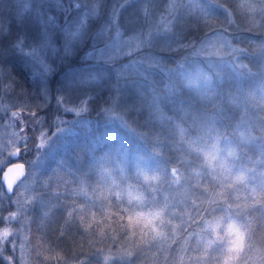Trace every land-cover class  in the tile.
Wrapping results in <instances>:
<instances>
[{"label":"trees","instance_id":"1","mask_svg":"<svg viewBox=\"0 0 264 264\" xmlns=\"http://www.w3.org/2000/svg\"><path fill=\"white\" fill-rule=\"evenodd\" d=\"M35 4L0 0L9 102L49 120L25 214L27 264H264V0H177L164 23L169 0L51 4L58 48L44 74L15 45L37 37ZM119 30L140 33L141 49L87 55ZM225 39L242 55L214 71ZM1 175L3 227L15 194ZM230 229L245 233L246 250L231 254Z\"/></svg>","mask_w":264,"mask_h":264},{"label":"rangeland","instance_id":"2","mask_svg":"<svg viewBox=\"0 0 264 264\" xmlns=\"http://www.w3.org/2000/svg\"><path fill=\"white\" fill-rule=\"evenodd\" d=\"M25 2V10L30 9V0H20ZM177 0H169L167 5L166 13L162 22H165V18L175 9ZM36 4L33 6L32 11V22L35 30L37 29V37L27 41V38L18 41L16 49L27 55V57L33 59V63L40 68L42 74L49 72V61L47 58L51 56L58 46L53 38V25L52 22L55 16L53 12H49V16L45 17V12L49 11L48 8L51 4H57L59 6H66L67 4H73V0H35ZM31 15V14H30ZM31 22V24H32ZM131 28V26H130ZM143 46L142 35L138 32H131L130 34H124V31H117L112 40L108 43L105 48L102 49H88L87 55L92 58H103L104 56L108 59H122L132 55ZM242 50L232 43L230 39H225L220 51L217 53V57L210 60V64L214 71H222L224 68L233 67V63H239V57ZM5 57V56H2ZM6 74L0 70V171L4 172L6 167L11 161V155L15 151H19L20 158H30L32 166L31 171L27 169L25 178L17 185L13 194L12 202L14 203L13 215H10L9 224L0 227V249L2 252L7 253L9 256H4L10 264H27L26 259V245L27 239L25 238V227L27 226L25 214L27 205L30 202L32 196V187L34 182L32 177L37 172V165L43 159L41 155V149L47 142L48 123L49 120L39 117L38 115L24 114L21 109L13 108L9 102L8 96H11L9 87L14 86L12 81L6 80ZM6 80V81H5ZM10 94V95H9ZM72 113L76 114L77 109H69ZM65 111L61 115V110H58L56 119L65 120ZM67 127V126H66ZM65 127V128H66ZM58 128L56 127V132ZM62 130V129H61ZM264 131V129H262ZM66 131V130H65ZM83 149V144L80 145ZM84 156H81L79 163H84ZM81 166V165H80ZM86 168V166H84ZM29 171L31 175L29 176ZM178 174V173H177ZM178 179L179 175H177ZM179 181L180 185L181 182ZM179 185V184H178ZM179 185V186H180ZM159 213V212H158ZM176 214L178 212L176 211ZM232 243L229 244V248L232 250L231 254H237L241 252L242 248L246 250L249 247L248 241H245V233H238L234 229H230L228 233ZM17 258V261L16 259ZM192 257L189 255L183 258L180 263L188 264L191 263Z\"/></svg>","mask_w":264,"mask_h":264},{"label":"water","instance_id":"3","mask_svg":"<svg viewBox=\"0 0 264 264\" xmlns=\"http://www.w3.org/2000/svg\"><path fill=\"white\" fill-rule=\"evenodd\" d=\"M19 157V151L12 153L11 158L17 159ZM26 168L24 163H15L9 165L2 173L1 181L8 194H13L16 186L26 176Z\"/></svg>","mask_w":264,"mask_h":264},{"label":"flooded vegetation","instance_id":"4","mask_svg":"<svg viewBox=\"0 0 264 264\" xmlns=\"http://www.w3.org/2000/svg\"><path fill=\"white\" fill-rule=\"evenodd\" d=\"M15 163H24V164H25L26 171H27V164H26L25 162H23V161L20 160V153H19V157H18L17 159H11L10 163L8 164V166L11 165V164H15ZM8 166H7V167H8ZM7 167H6V168H7ZM1 176H2V175H1ZM22 180H23V179H22ZM22 180H21V181H22ZM16 187H17V186H16Z\"/></svg>","mask_w":264,"mask_h":264},{"label":"clouds","instance_id":"5","mask_svg":"<svg viewBox=\"0 0 264 264\" xmlns=\"http://www.w3.org/2000/svg\"><path fill=\"white\" fill-rule=\"evenodd\" d=\"M189 91L193 92V94H195V90L194 89H189Z\"/></svg>","mask_w":264,"mask_h":264},{"label":"bare ground","instance_id":"6","mask_svg":"<svg viewBox=\"0 0 264 264\" xmlns=\"http://www.w3.org/2000/svg\"><path fill=\"white\" fill-rule=\"evenodd\" d=\"M3 173V172H2Z\"/></svg>","mask_w":264,"mask_h":264}]
</instances>
